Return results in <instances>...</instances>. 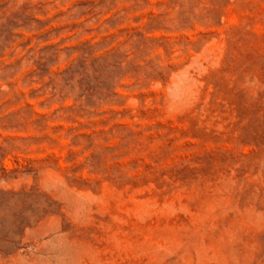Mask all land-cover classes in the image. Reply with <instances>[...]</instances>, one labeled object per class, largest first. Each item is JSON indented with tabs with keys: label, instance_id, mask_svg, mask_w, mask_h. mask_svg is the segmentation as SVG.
Returning a JSON list of instances; mask_svg holds the SVG:
<instances>
[{
	"label": "rangeland",
	"instance_id": "1",
	"mask_svg": "<svg viewBox=\"0 0 264 264\" xmlns=\"http://www.w3.org/2000/svg\"><path fill=\"white\" fill-rule=\"evenodd\" d=\"M0 264H264V0H0Z\"/></svg>",
	"mask_w": 264,
	"mask_h": 264
}]
</instances>
